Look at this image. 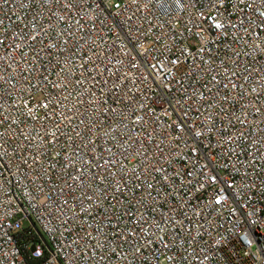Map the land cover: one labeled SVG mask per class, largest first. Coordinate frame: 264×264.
Returning <instances> with one entry per match:
<instances>
[{
  "label": "built area",
  "instance_id": "obj_1",
  "mask_svg": "<svg viewBox=\"0 0 264 264\" xmlns=\"http://www.w3.org/2000/svg\"><path fill=\"white\" fill-rule=\"evenodd\" d=\"M0 264H264V0H0Z\"/></svg>",
  "mask_w": 264,
  "mask_h": 264
},
{
  "label": "water",
  "instance_id": "obj_2",
  "mask_svg": "<svg viewBox=\"0 0 264 264\" xmlns=\"http://www.w3.org/2000/svg\"><path fill=\"white\" fill-rule=\"evenodd\" d=\"M33 251H34V249H33Z\"/></svg>",
  "mask_w": 264,
  "mask_h": 264
}]
</instances>
